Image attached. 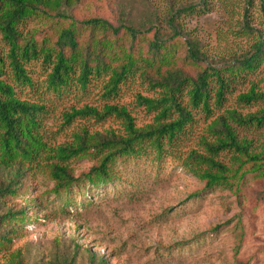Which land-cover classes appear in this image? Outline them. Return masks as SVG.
<instances>
[{
    "label": "rangeland",
    "instance_id": "rangeland-1",
    "mask_svg": "<svg viewBox=\"0 0 264 264\" xmlns=\"http://www.w3.org/2000/svg\"><path fill=\"white\" fill-rule=\"evenodd\" d=\"M263 10L264 0H103L86 17L114 24L127 21L153 31L156 24L166 34L167 18L178 12L175 20L200 42L208 62L221 65L245 54L254 42L255 35L239 33L245 11L250 27L264 41ZM40 25L37 19L27 24L28 28ZM38 75H32L33 80L42 82ZM105 84L95 81L85 92L73 90L60 96L22 95L47 109L41 134L51 152L43 158L54 159L45 164L58 162L56 150L75 145V137L84 131L124 136V122L116 115L98 118L105 107L124 108L135 128L154 124L159 111H149L138 97L159 100L160 91L149 89L139 75L116 98L108 97ZM229 86L220 109L211 102L210 117L201 109L191 111L192 122L160 160L153 154L119 164L118 183L94 195L89 189H77L69 196L72 206L50 193L52 184L40 169L30 168L33 174L25 177L23 194L15 201L26 213L24 235L10 251L0 253V264H90L92 260L107 264H264V177H236L231 186L204 190L202 181L179 168L194 155L213 159L231 173L239 165V154L224 151L214 158L206 145L215 143L211 126L226 111L241 118L264 111V62L258 71ZM251 91L263 99L248 104L238 101ZM182 104L191 110L187 97L183 96ZM229 126L239 142L249 143L248 153L264 155V120L250 127ZM66 164L79 176L93 161L73 159ZM199 168L203 172L207 166Z\"/></svg>",
    "mask_w": 264,
    "mask_h": 264
},
{
    "label": "trees",
    "instance_id": "trees-1",
    "mask_svg": "<svg viewBox=\"0 0 264 264\" xmlns=\"http://www.w3.org/2000/svg\"><path fill=\"white\" fill-rule=\"evenodd\" d=\"M102 1L0 0V253L10 251L24 235L26 213L15 201L23 194L25 177L33 174L30 168L40 169L52 184L50 193L65 206H72L74 201H69V196L77 189H89L94 195L118 183L119 164L153 154L160 160L192 122V110L201 109L210 117L211 102L220 109L229 85L258 71L264 62V41L260 32L250 27L247 11L239 33L255 35L254 42L245 54L219 65L208 62L200 42L175 20L178 12L169 15L168 33L161 34L156 24L153 31L127 21L114 24L100 17H86ZM188 11L191 9L183 10ZM34 19L40 27L28 28ZM32 75L43 78L42 82H35ZM136 75L149 89L160 91L159 100L138 97L149 111H159L153 125L135 128L124 108L105 107L104 115L98 118L116 115L124 122V136L84 131L75 137V145L56 150L58 162L45 164L54 159L43 158L51 152L41 134L47 109L22 95L85 92L89 84L103 80L108 97L116 98ZM183 96L191 110L182 104ZM258 99L263 96L253 91L238 97L246 104ZM263 120L264 111L247 118L226 111L211 126L216 138L214 144L206 145L208 154L214 158L224 151L239 154L233 173L213 159L196 155L179 168L202 181L204 190L231 186L236 177L263 179L264 155L248 153L249 143L239 142L229 126L250 127ZM73 159H88L93 164L87 172L74 176L66 164ZM200 165L207 169L202 172ZM90 264L107 263L92 260Z\"/></svg>",
    "mask_w": 264,
    "mask_h": 264
}]
</instances>
